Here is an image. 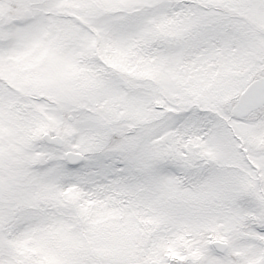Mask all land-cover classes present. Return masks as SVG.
<instances>
[{
	"label": "snow or ice",
	"instance_id": "snow-or-ice-1",
	"mask_svg": "<svg viewBox=\"0 0 264 264\" xmlns=\"http://www.w3.org/2000/svg\"><path fill=\"white\" fill-rule=\"evenodd\" d=\"M0 264H264V0H0Z\"/></svg>",
	"mask_w": 264,
	"mask_h": 264
}]
</instances>
